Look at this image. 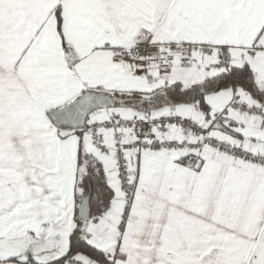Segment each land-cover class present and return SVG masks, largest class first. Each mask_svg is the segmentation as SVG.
<instances>
[{"label":"snow or ice","instance_id":"obj_1","mask_svg":"<svg viewBox=\"0 0 264 264\" xmlns=\"http://www.w3.org/2000/svg\"><path fill=\"white\" fill-rule=\"evenodd\" d=\"M0 264H264V0H0Z\"/></svg>","mask_w":264,"mask_h":264}]
</instances>
